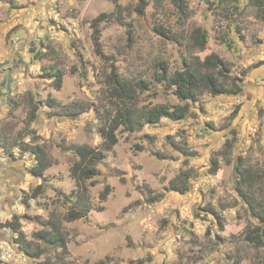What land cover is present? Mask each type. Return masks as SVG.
Here are the masks:
<instances>
[{
	"label": "rangeland",
	"instance_id": "obj_1",
	"mask_svg": "<svg viewBox=\"0 0 264 264\" xmlns=\"http://www.w3.org/2000/svg\"><path fill=\"white\" fill-rule=\"evenodd\" d=\"M147 2L141 14L139 0H0V222L18 216L25 238L42 249L39 257L24 253L17 233L0 226V264L59 259V246L34 235L50 228L48 218L66 231L71 264L106 256L111 264H264V246L245 238L261 221L236 189L238 168L264 175V19L248 0H187L186 13L173 0ZM101 12L111 13L98 25L102 56L92 39ZM160 26L180 42L161 35ZM196 26L208 33L201 57L212 51L223 57L242 91L204 93L180 120L163 117L130 133L119 127L117 143L104 149L101 128L108 111L122 105L112 96V69L119 80L143 79L158 90L155 96L137 90L140 104L184 103L156 76L162 62L170 72L180 68ZM57 70L59 89L49 75ZM47 98L53 106L38 103ZM31 99L37 115L28 122ZM226 140H233L229 162L221 155ZM35 144L52 162L41 176L29 171ZM83 144L103 157L96 174L77 183L71 166ZM213 158L220 167L211 173ZM183 171L190 173L188 188L172 190ZM37 185L40 193L29 197ZM105 185L110 191L102 200ZM154 194L160 196L148 202ZM80 195L90 210L67 221ZM253 198L264 208V177Z\"/></svg>",
	"mask_w": 264,
	"mask_h": 264
},
{
	"label": "trees",
	"instance_id": "obj_2",
	"mask_svg": "<svg viewBox=\"0 0 264 264\" xmlns=\"http://www.w3.org/2000/svg\"><path fill=\"white\" fill-rule=\"evenodd\" d=\"M115 2L117 0H114ZM186 1L187 0H173L175 6L179 11L186 13ZM251 6L257 8L261 13V17L264 19V0H248ZM148 2L147 0H139L137 11L144 13ZM111 13L101 12L92 21V39L95 44V51L103 55L102 49L99 44L98 25L100 22L111 19ZM161 35L170 37L175 41L180 40L172 35L166 33L163 29H157ZM208 39L207 30L202 26L194 27L188 36L186 41V49L188 54L182 56L180 68L170 72L165 62L160 63L162 72L157 74L156 81L162 83L171 90V93L181 102L184 103H148L140 104L137 90L140 92L150 91V96H155L158 90H151L150 82L140 79L135 82H127L116 78L114 69L110 74V84H112V96L118 99L122 105L114 111L111 115V111H108L104 125L101 128V135L103 137V148L106 150L111 149L118 141L116 131L119 127H122L126 131L134 132L142 129L145 125L157 123L161 118L166 117L173 120L183 119L189 109V102L198 101L199 97L204 93L211 95L219 94H237L242 91L241 77L232 73L230 66L218 53L212 51L201 57L200 52L206 48ZM53 76V85L56 89H59L62 85L63 75L60 70L54 73H50ZM45 102L49 106H53L54 100L47 98L45 101L39 100L38 103ZM37 103L34 99H31V105L27 114V121L31 122L36 118ZM81 111V110H80ZM234 111L233 113H235ZM79 112H71L70 115H77ZM232 113V115H233ZM31 131H33L31 129ZM233 131V130H232ZM235 139V138H234ZM233 140H226L221 155L225 158L226 162H229L228 154L231 152ZM137 149H141L140 145H136ZM25 150L27 147L23 145L21 147ZM31 152L34 154L35 163L29 169L30 173L34 176H41L44 171L51 165V159L42 145L35 144L31 147ZM76 152L79 154V159L71 166V174L77 183L83 180L93 177L97 170L95 167L102 157L103 153L99 149H95L86 144L80 145L76 148ZM242 165V159H239V167ZM220 167V160L218 158L212 159L210 172L214 173ZM239 177L236 180V189L242 199L248 204L250 210L254 215L259 217L260 223L251 228L245 235V238L253 243L256 247L264 246V208L257 205L253 198V191L256 188L257 183L264 177L263 172H258L250 167L238 168ZM180 180L175 178L170 182V188L179 192H184L188 188V180L190 179L189 172H181ZM177 181H179L177 183ZM41 185H37L32 195L29 197H35L40 193ZM110 187L105 185L101 190L100 199H106L109 194ZM160 194H154L147 198L148 202H152ZM23 202H27V195L21 198ZM90 205L82 199L81 195L77 198L76 206L72 207L68 213L64 216L67 221H72L85 217L90 210ZM211 213H215V210L207 205L204 207ZM50 228H42L34 232V235L40 241L50 244L52 246H59L60 252L57 260L46 258L44 264H71L70 261L65 259L67 254L68 237L66 231L61 228V225L52 218H48ZM1 227H8L13 232L17 233L15 241L18 243V249L31 256H40L42 249L40 246H34L30 240H27L23 231L20 229V223L18 216L14 215L10 219H6L0 223ZM94 264H111L110 258L106 256L104 259L95 262Z\"/></svg>",
	"mask_w": 264,
	"mask_h": 264
},
{
	"label": "flooded vegetation",
	"instance_id": "obj_3",
	"mask_svg": "<svg viewBox=\"0 0 264 264\" xmlns=\"http://www.w3.org/2000/svg\"><path fill=\"white\" fill-rule=\"evenodd\" d=\"M16 171V173H19V171L18 170H15ZM15 182H16V180H14ZM10 187V186H9ZM11 188V187H10ZM3 222V221H2ZM1 223V222H0Z\"/></svg>",
	"mask_w": 264,
	"mask_h": 264
}]
</instances>
